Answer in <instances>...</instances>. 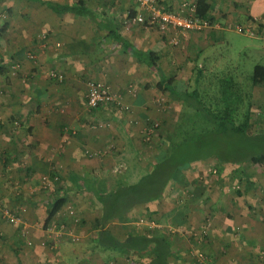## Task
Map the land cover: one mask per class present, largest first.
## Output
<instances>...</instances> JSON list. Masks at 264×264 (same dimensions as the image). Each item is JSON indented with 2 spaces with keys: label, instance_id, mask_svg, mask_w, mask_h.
<instances>
[{
  "label": "crops",
  "instance_id": "obj_1",
  "mask_svg": "<svg viewBox=\"0 0 264 264\" xmlns=\"http://www.w3.org/2000/svg\"><path fill=\"white\" fill-rule=\"evenodd\" d=\"M43 1L0 0V199L22 217L9 222L0 211V264H48L55 256L66 264H149V248L120 254L98 242V231L122 239L154 226L170 230L171 264H264V163H231V171L226 163L210 182L185 170L187 181L198 182V195L201 186L205 192L178 225L171 216L163 219L177 202L166 201L172 194L167 189L134 207L126 220L103 223L92 193L79 186L93 177L111 186L127 167L145 166L146 130L179 104L169 86L192 81L196 69L204 82L228 73L222 77L242 88L245 101L264 105V77L252 83L250 76L243 88L242 69L232 61L214 69L220 63L208 53L216 43L227 46L224 31L233 30L262 40L253 44L264 57V0H207L216 25L176 32L134 21L141 10L137 0H49L82 7L83 14L58 12ZM158 1L179 11L196 0ZM172 33L177 45L170 42ZM89 81L113 98L89 107ZM43 174L57 176L52 189L40 186ZM238 183L240 192L231 190ZM56 195L66 201L46 224Z\"/></svg>",
  "mask_w": 264,
  "mask_h": 264
},
{
  "label": "trees",
  "instance_id": "obj_2",
  "mask_svg": "<svg viewBox=\"0 0 264 264\" xmlns=\"http://www.w3.org/2000/svg\"><path fill=\"white\" fill-rule=\"evenodd\" d=\"M43 2L58 12L75 9L80 14L86 12L79 6L49 0ZM194 2L195 13L212 21L209 2ZM134 52L139 57L152 54V51ZM260 77H264V63L257 62L253 65L251 82L255 83ZM169 90L171 98L179 102L180 109L168 126L163 127L158 121L159 133H153L144 140L147 145L154 146L153 158L145 166L127 167L121 179L111 186L97 177L79 183L81 188L92 193V206L101 211L103 223L114 218L126 220L128 212L134 207L159 199L173 183L175 189L171 195L176 196L177 202L163 219L171 216L172 223L182 224L190 205L200 203L205 192L201 186L198 195V182L187 181L185 177V170L193 162L212 159L216 162V170L226 163H264V128L260 127L264 125V117L261 121L254 118L252 107L255 105L242 98V88L236 89L235 82L226 77L204 82L198 77L196 69L192 81H180L176 86L170 85ZM237 190L240 192V189ZM65 201V196H55L45 219L46 224ZM169 231L165 227L154 226L144 232H128L126 237L118 239L107 229H102L98 231V242L111 246L120 254L149 248L154 253L149 264H171L167 259L172 248Z\"/></svg>",
  "mask_w": 264,
  "mask_h": 264
},
{
  "label": "built area",
  "instance_id": "obj_3",
  "mask_svg": "<svg viewBox=\"0 0 264 264\" xmlns=\"http://www.w3.org/2000/svg\"><path fill=\"white\" fill-rule=\"evenodd\" d=\"M141 10H139L134 16L133 20L144 24L148 27H154L158 29L160 32H164L167 29H173V31H186L194 28H202V27H210L215 26L216 24L211 21L208 18H202L199 17L195 13V2H186L183 9L179 11H173L168 10L164 6H162L158 0H137ZM237 28L239 30H243L244 27L241 25H237ZM246 30L250 33H253V30L248 27ZM170 42L174 45H177L179 43L178 36L174 33L170 35ZM53 76L58 78L59 80L62 79L63 75L58 72H52ZM87 104L89 107H97L101 103H105L113 98L112 93L102 86V84L95 82V81H89L88 83V90H87ZM253 115H256L257 117H263L264 116V106H254L252 107ZM159 127V122L157 120L152 121V123L149 125L148 129L146 130V135L144 139H149L150 135L155 133L157 128ZM216 169H214L215 171ZM55 177H49L47 174H43L41 176V182L40 186L45 189H52L53 183L56 179ZM0 211L2 216L8 220L9 222H17L21 221L22 217L12 210L11 207L7 205H3L1 199H0ZM67 211L70 212L73 216L74 207L69 206L67 208ZM77 220V217L74 218ZM64 227V223L62 224V228ZM173 228V227H172ZM65 230V227L64 229ZM205 230V229H203ZM69 233H73L71 229L69 230ZM58 235L60 233L57 232ZM52 233L46 234L42 238V243H45L46 241L50 240V236ZM48 264H66L64 262H61V259L59 256L53 257Z\"/></svg>",
  "mask_w": 264,
  "mask_h": 264
},
{
  "label": "rangeland",
  "instance_id": "obj_4",
  "mask_svg": "<svg viewBox=\"0 0 264 264\" xmlns=\"http://www.w3.org/2000/svg\"><path fill=\"white\" fill-rule=\"evenodd\" d=\"M233 30H225L224 31V35L228 37L229 39V44L226 45H222L221 43H216V45L214 46L215 48H209L208 49V53H211L210 56L213 59V62L218 61L220 64L219 66L216 65V63H214V69L217 70H221L223 69L224 65L223 63H228L229 61L234 62L236 65H238L242 71H243V75L245 77V80L243 82V88H245L246 86L249 87L250 85V76L253 70V65L257 62H261L264 63V57L263 56H259L257 50L255 49L253 44V41L257 42V43H262V40H253L250 37H248L247 35H243V34H238L237 32H235V35H232ZM232 35V36H231ZM231 36V37H229ZM246 47V48H244ZM219 68H217V67ZM228 66V65H227ZM229 69V68H228ZM222 74L218 73V76H220ZM228 76V73L222 74L220 77L222 76ZM247 89H245L246 91ZM249 90V89H248ZM260 106H264V105H260ZM171 113L169 117H166L164 119V121H162V126H168L170 121L174 120V117H176V113L179 111L180 106L179 104L174 106L172 105L171 107ZM264 117V116H263ZM263 117H257L256 115H254V118L259 119L260 121L262 120ZM257 127V125H256ZM261 128H264V125L260 126ZM259 127V128H260ZM155 133H159V130L157 128V130L155 131ZM149 150H147L146 152V157H144V164H147L152 158H153V154L155 152V148L154 146H149L147 147ZM225 165V164H224ZM227 167L230 169H232V165L231 163H227L226 164ZM225 165V166H226ZM237 167H240V164L237 163ZM242 165V164H241ZM216 167V162H214V160L212 159H207L204 161H195L191 164L190 168L186 169L188 170V172H190L192 175L194 174L193 177H195L196 179H199L200 181L204 180V179H200L198 178L199 175H203L204 177L207 178L208 182H210V180L215 179L216 176H220V173H217V171L215 169ZM199 171V173H198ZM231 171V170H230ZM240 183H238V186L236 184H234V187L232 186L233 184H231V190H235V189H240L241 185H239ZM175 184H172V186L169 184L167 187V193L168 195L171 193L172 189H174ZM168 201H176V196H172L169 195V197H165ZM157 219V217H156ZM207 223V222H205ZM208 228L207 227L205 230H203L204 232H202V234H206L208 232Z\"/></svg>",
  "mask_w": 264,
  "mask_h": 264
}]
</instances>
